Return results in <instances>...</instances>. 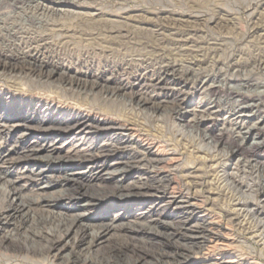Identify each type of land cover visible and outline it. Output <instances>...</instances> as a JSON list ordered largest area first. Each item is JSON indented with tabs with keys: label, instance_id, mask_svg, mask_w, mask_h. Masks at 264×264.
<instances>
[{
	"label": "rangeland",
	"instance_id": "1",
	"mask_svg": "<svg viewBox=\"0 0 264 264\" xmlns=\"http://www.w3.org/2000/svg\"><path fill=\"white\" fill-rule=\"evenodd\" d=\"M55 1L57 0H53V2H51V0H46L45 4H48L50 7L53 6V9L59 10H54V14L52 11L46 14L35 11L33 8L34 2L32 1L25 0L23 4H19L13 9V6L9 5L8 0H0V17L2 16V19H0V37L3 39L7 38L6 32L12 29V25L16 26L15 28L18 31V36L25 35L29 37L34 35V32L57 29L67 24L74 25L80 16L88 13L94 12L93 14L95 15L101 13L112 15L108 12L119 13L125 8L129 14L138 16V18L134 17L130 20L129 22L131 23L138 21L137 19H139L141 15H154L164 11L170 12L173 16H176L180 12H182V14H203L206 22L200 34L206 37V43L208 41L215 42V40L222 41L218 42L219 45L213 43V45L216 46V50L213 52H208L207 48L206 54H203V51L198 52L200 56L197 60L192 62L193 64H189L188 62L189 58L192 57L194 53L192 54L182 49L171 51L174 58L182 60L180 63L181 65L185 67L188 65L190 66L192 70L191 74H194L195 78H193V80L184 81L179 74L169 76L168 82L162 90L151 86L149 82H145L144 85L140 87L142 92L146 93V95H152L153 97L168 101V103H163V109L156 112L154 114L155 117L151 120L146 118V115L150 114L151 109L144 107L137 109L138 107H135L134 110H129L131 106H128V104L124 102L128 94H120L117 96V98H115L117 102L115 103V108L108 114L105 113L102 106L100 107L101 102L97 101L96 98H92L91 96L88 100V104L91 105H86L79 99L82 97L78 96L79 98H77L78 94L69 90L68 87H57L54 86L55 84H53L52 87L48 82L46 84L44 78H37L28 73H0V108L4 105L6 109L9 110V114H22L25 117L28 116L32 122L47 118L43 116L45 115L42 114L44 112H46V115L47 113H54L53 115H55V118L64 119L67 122H74L75 120H80L81 117H86L91 125V129L87 130L90 132L87 136V142L96 145H101L108 137L112 136V132L104 129V127L113 122L125 123L122 122L124 120L123 116H131L130 118L132 119L136 117L134 121H140L144 124L147 123L146 128L148 131H141L135 124L131 125L126 122V131L123 132V134H125L124 139L129 138L135 143L127 148H119L114 154L117 155L115 157H121L128 153H133V151L134 153L135 151H139L140 156L146 159L156 160L154 163L144 166L142 169L150 177L165 176L170 180L162 191L163 193H155L154 195L146 197H136L125 202H114L112 205L106 206V203L110 201L108 199L115 198V191L103 182V178L107 172L104 166L107 162H114L115 160L112 159L114 157L112 152H106L105 157L108 158L107 161L96 156L92 159V163L90 164H72V167L78 168L77 171H81L85 169V166H92L94 162L93 177L84 178L81 179V181L79 180V183L83 184V186L77 184L76 187H80L77 191L83 192V190H87L91 193L92 191L94 193L101 192L100 194L106 197L103 199V202H93L84 211L85 214L92 217L105 214L104 216L106 218L112 217V219L116 220V223L119 222L120 218H122L120 219L122 223L136 220L139 222L142 221L141 223H146L148 218L158 219L159 217L168 224L171 223L172 227H179L180 223L187 218H189L188 220L191 222H194L195 219L204 218L210 223L213 229L219 232L221 240H211V242L207 243L204 241L202 248L195 253H190L187 261L183 264H206V262L215 264L220 261L221 257L222 260L229 261V264H264V258L259 256L258 253V255L244 254L242 256L236 254L239 251L234 250V241H242L244 236L231 229L217 213L215 204L219 201L215 198V191L209 190L206 187L197 193L195 188L194 190L189 186L183 185V177L193 179L196 175L203 174L205 171L209 173L212 169L210 168V164L213 162L215 164L216 162V157L214 158V156L220 155L224 157V154L227 153L224 158L226 160H222L225 163L226 172L238 181L237 185L239 189H241L240 191L254 194L256 200L252 202V207L262 209L263 214L261 216L264 218V207H262V205H264V171L261 170L258 162L259 160H264V69H260L257 63L252 61L255 57H257V59L264 58V15L260 13V4L264 5V0H196L193 5L187 3L188 0L187 2L186 0H67L62 6L54 4L57 3ZM25 14L33 16L34 19L32 21L27 20ZM122 17L123 16L116 15V17L113 18L121 20ZM230 17L234 18L232 19V24H222L224 21L230 19ZM219 18H221V21ZM216 20H219L218 22L222 25L220 28H218V25L214 24ZM5 40L9 41L8 38ZM205 45L206 44L201 43L199 46ZM1 46L2 43L0 41V50L6 49ZM73 46L74 47L70 46L69 48L56 45H54L53 48V46H51L49 52L43 51V57L49 61L59 62L64 66L63 68L68 69L70 74L78 70L80 74L82 71L83 76V73L87 71V67L93 69L96 74L103 72L102 76L109 77V82H107V84L110 86H114L117 82L130 84L133 79L131 76L135 74L137 76L144 75L145 77L151 75L154 78L166 75L160 68L161 64L159 60L155 59L157 53H154V56H145L144 58L136 54H127L124 57L121 56V58L108 54L107 52H105L106 54L99 55L92 53L88 54L81 51L82 47L79 44ZM71 48L72 51L70 50ZM170 49H173V46H170ZM38 53L42 54V51ZM69 53L71 57L65 59L64 55H68ZM199 59L200 61H198ZM233 63L234 65H232ZM142 76H140V78H142ZM87 79H91L90 76L87 77ZM102 79L103 78L100 77L99 81L103 83ZM208 86H218V88H222V90L216 93H210L207 89ZM230 86L235 91V93L231 95L227 93V88ZM137 89L138 87L135 88L132 86V89L126 92H136ZM96 93L97 90H94L93 97L97 96H94ZM174 99L180 101L181 105L178 109L170 110L171 103H173ZM21 100L27 102L28 105L23 104ZM245 103L246 105L253 104L254 108L244 112L240 111V113L237 107L242 104L245 105ZM23 105L25 106L23 107ZM157 118L160 119L157 121ZM19 119H24V117H19ZM194 120L200 121L199 125L196 124L198 126L197 130L189 127L193 124ZM18 121L21 120H17L16 122ZM158 122L160 123L159 126ZM187 122L189 124H185ZM239 124L241 125V133L235 132V135H238L236 137L237 140L233 142L227 141L226 143L212 140V138L218 137L219 133H222L224 136L227 135L228 130L230 131V129L236 128ZM8 127L7 129L4 127L0 129L3 131L2 134L9 131L7 140L3 141L0 132V153H12L14 157L17 156L18 153L21 152V149L27 144L40 143L44 145V147L48 145L49 149H54L55 155L57 153L63 154L69 149L85 148L82 147L85 145H80L81 142L78 141L79 135L75 136V134L80 132L78 128L69 132L66 131L62 137L57 136L59 132L50 135L47 133L41 134V131L36 128L26 131L23 126L14 128ZM250 127L254 128L253 131L257 135L254 136V138L252 137L253 135L243 138V133ZM179 133L183 134L180 135L184 136V139L180 138ZM205 134L206 136H204ZM200 136L204 138L202 142L198 138ZM261 140L263 143L260 146L255 145L251 147L253 141L257 142ZM188 141H191L194 147L206 149V163L201 165V163H199L201 161L197 162L198 160L192 163L189 162L190 159L183 149V144ZM239 142H241L242 147L248 148V151L245 153H242L240 150L238 151L236 145ZM213 146H215V148H213ZM44 153L45 152H41L40 154ZM18 163L20 164L19 166H21L24 162H22V159L18 160V162L14 160L2 166L4 167L3 169L14 170ZM95 163L97 164L95 165ZM40 165L52 166L51 163H47L43 158H39L38 160V166ZM138 172H140L138 167L131 168L125 175L126 178H122L124 183L131 182L132 179L138 176ZM57 179L58 178L53 179L55 181L52 187L50 189H45V192L31 190L29 187L31 182L29 180L26 181L22 179L19 183L24 184L27 182L26 184L28 186L26 185V187L23 188L24 194L35 196L43 193H56L63 186L66 187V185L60 181V178L59 180ZM44 181L43 179L42 181H37V184H44ZM87 183L92 184L94 188L89 189V184ZM62 200L63 201L54 203V205L52 204L48 210H50L51 213L53 212L52 214L54 215L55 213H66L67 215H71L82 210L78 205H71L68 203L69 201L64 198H62ZM65 206L71 208L65 209ZM39 208L40 207L30 206L28 209L29 211L25 209L18 212L17 218L24 220L22 224L18 225V229H16V225L11 222L8 223L6 221L1 224L0 240L4 239L3 237H6L10 233L14 235L16 240H22L25 236H31L33 231H37V233L47 232L48 234H46L49 238H53L55 235L59 234L55 230L56 222H51L49 220L50 214L41 212ZM117 212L121 213L120 215L124 217L116 216L114 218L113 215H116ZM145 215L148 217H145ZM44 219L48 221L42 223L41 221ZM176 234V241L183 243L184 238L178 235L179 232ZM61 237L62 238L57 242V246L60 248L58 254L53 257L51 255L53 253H50L49 256H46V259L44 255L42 256V254L36 251L34 252L32 249H29V251L20 249L18 251L13 246H6V244L3 246L1 245L0 264H72V259L75 260L76 258L78 259H76V264H83L80 262L83 258H86L87 262L91 263H98L99 261L103 264H152L155 263L156 256L159 253L158 245L150 243L148 237L140 238L142 237L141 235H135L132 232L127 233L122 229L109 231L107 234L103 235L101 239L92 243L89 248L85 246V243L89 241L90 236L86 234L84 239L80 241L79 234L75 232V229L70 230ZM73 241L75 242L72 243ZM214 241H216V243ZM29 243V246L39 248L40 246H38V244H46V241L35 236L34 239H29ZM73 244L74 246H72ZM222 244V247H217ZM68 256L70 258L66 261Z\"/></svg>",
	"mask_w": 264,
	"mask_h": 264
},
{
	"label": "bare ground",
	"instance_id": "2",
	"mask_svg": "<svg viewBox=\"0 0 264 264\" xmlns=\"http://www.w3.org/2000/svg\"><path fill=\"white\" fill-rule=\"evenodd\" d=\"M8 1L9 5L13 6L12 8L14 9V7H16L17 5L23 4V1L25 0ZM26 1L34 2L33 8L35 11H40L46 14L52 11V13L54 14V10H59L53 9V6L50 7L48 6V4H45L46 0ZM66 1L67 0H57L55 1L57 3L54 4H56L57 6H62V4ZM195 1L196 0H188L187 2L186 0V2L190 3V5H193ZM51 2H53V0H51ZM260 11V13H263L264 15V5L260 4ZM93 13H88L80 16V18L75 22L74 25H68L66 23V26H60L59 28L56 27L57 29H47L45 31L34 32L35 34L29 37L25 35L18 36V31L15 28L16 26L12 25V29H9L6 32L9 41L5 40L7 38L3 39L0 37V41L3 46L1 47L6 48L5 50H0V73H28L29 75L35 76L37 78H44L46 84L48 82L52 85V87L53 84H55L54 86L57 87H68L69 90L78 94L77 98H79L78 96H81L82 98L79 99H81L84 104L89 106L91 104H88V100L92 96V98H96L97 101L101 102L100 107L102 106L105 113L108 114L115 108V103H117L115 98H117V96H119L120 94H128L124 102L127 103L128 106H131L129 110H134L135 107H138L137 109H139L140 107L151 109L150 114L146 115V118L148 120H151L153 119V117H155L154 114L156 112H159L163 109V103H168V101H165L164 99L158 97H153L152 95H146V93L142 92V89L140 87L144 85L145 82H149L151 83V86L162 90L167 84L169 76L179 74L184 81L193 80V78H195V75L191 74L192 70L190 69V66L188 65L185 67L181 65L180 63L182 60L174 58L171 54V51H174L175 49H182L192 54L194 53L193 56L189 58L188 62L189 64H193L192 62L197 60L200 56L198 52L203 51L202 53L206 54V48L208 52H213L214 50H216V46L213 45V43L219 45L218 42L222 41L215 40V42L208 41L209 43H206V37H203L200 34L204 27V23L206 22L203 14H182V12H180L176 16H173L170 14V12L164 11L158 12L154 15H139L140 18L137 19L138 21H134V23H131L129 21L134 17L138 18V16L129 14V12L125 8L119 13L108 12L112 15L103 13L95 15ZM116 15L123 17L121 18V20H117L113 18L116 17ZM25 16L29 21H32L34 19V17L31 15L25 14ZM1 17L0 19H2ZM219 19L221 21V18ZM232 19L234 18L230 17V19L224 21L222 24H232ZM218 21L216 20L214 24L218 25V28H220L222 25ZM201 43L206 44L207 47L206 45L199 46ZM76 44H79L82 47L81 51H84L88 54L92 53L99 55L106 54L105 52H107L108 54H112L118 57H124L127 54H136L137 56L144 58L145 56H154V53H157L155 55V59L159 60V63L161 64L160 68L166 73V75L158 78H154L153 76L148 75L146 76V79L144 75L137 76L135 74L131 76L133 79L130 84L117 82V84H115L114 86H110L109 84H107V82H109V77L102 76L103 72L96 74L93 69L87 67V71L83 73V76L82 71L80 74V71L78 70H75L73 74H70L68 69L63 68L64 66H62V64H60L59 62L49 61L44 59L43 57V51L49 52L51 46H53V48L54 45L66 46L69 48L70 46L74 47L73 45ZM170 46H173V49H170ZM70 50L72 51V48ZM39 51H42V54H39ZM70 53L68 55H64L65 59L67 57H71ZM198 61H200V59ZM252 61L257 63L260 69H264V58L257 59V57H255ZM232 65H234V63ZM89 76L91 79H87V77ZM140 76H142V78H140ZM100 77L103 78V83L99 81ZM132 86H134L135 88L138 87V89L136 90V92L128 93V90H131ZM208 87L207 89L210 93H216L222 90V88H218V86ZM94 90H97V93L94 94V96L97 95L98 97H93ZM227 93L231 95L234 94L235 91L230 86L227 88ZM21 101L23 104L28 105L27 102H24L23 100ZM180 103V101L174 99L173 103H171L172 105L170 110L178 109L181 105ZM24 106L25 105H23V107ZM252 108H254L253 104L246 105L245 103V105H239V107H237V110L239 112H244L247 110H251ZM8 111L9 110L6 109V106L4 105L0 108V129L3 127L5 128L6 126H9L11 128L23 126L26 131L31 130L32 128H36L37 130L41 131V134L47 133L52 135L55 132H59V135L57 134V136L63 137L66 131L69 132L73 129L78 128L80 132L78 134H75V136L79 135L78 141L81 142L80 145H85L82 146L85 148L69 149L63 154L57 153L55 155L54 149H49L48 145L44 147V145L40 143H35L27 144L15 157L12 153H0V225L7 221L8 223L11 222L15 224L16 229H18V225L24 222V220H20L17 218L18 212L25 209L29 211L28 209L30 208V206H35L40 207L39 209H41V212H47L50 214L49 220L51 222H56L55 230L57 231V233H59L53 238H49L47 232L46 234L33 231V234H31V236H25L22 240L18 239L19 241L16 240L14 235L10 233L6 237H3L4 239L0 240V246H3L5 244L6 246L10 245L18 251L20 249H25L27 251H29V249H32L34 250V252L36 251L42 254V256L44 255L46 259V256H49L50 253H53L51 254L53 257L58 254L60 248H58L57 242L60 240V238H62L61 236L63 234H67L72 229H75V232L79 234L80 241L84 239V236L86 234L90 236L89 241H85V246L87 248H89L90 245L98 239H101V237L107 234L109 231L122 229L127 233L132 232L135 235H141L142 237L140 238L148 237L150 243H152L153 245H158L159 253L156 256L155 263L152 264H183L187 261L190 253H195L202 248L204 241H206L207 243L211 242V240L217 241L220 239L221 235L219 234V232L216 231V229H213L210 223H208L204 218H199L197 220L195 219L194 222L188 220L189 218L184 220L182 219L183 221L182 223H180L179 227H172L171 223L168 224L158 216V219L148 218L146 223H141L142 221L139 222L138 220H136V218V221L125 222V224L120 222V219L122 218H120L119 222L116 223V220L112 219V217L106 218L104 216L105 214H103L102 216L95 215L93 217L87 216L85 214L84 211L93 202H103V199H105L106 197L104 195H101V192L94 193L92 191L91 193L87 190H83V192L77 191V189H79L80 187H76V185L81 184L79 183V180L81 181V179L93 177L92 174L94 170V162L92 166H85V169L81 171H77L78 168L72 167V164H90L92 163V159L96 156H99V158H103V160L107 161L108 158L105 157L106 152H112L114 154V152L119 148H127L135 143L129 138L124 139L125 134H123V132L126 131V122L130 123L131 125L135 124L139 129H141V131H148L146 128L147 123L144 124L140 121H134V119L136 118L135 116L134 119L130 118L131 116L129 117L128 115V117L123 116L124 120L122 122L125 123L113 122L104 127V129L110 130L112 132V136L108 137L105 142L101 143V145H96L87 142V136L90 134V132H88L87 130L91 129V125L86 117H81L80 120H75L74 122H67L64 119L55 118V115H53L54 113H47L46 115V112L43 111L44 113L42 114H45L43 116L47 118L41 121L32 122V120L28 116L25 117L22 114H9ZM19 117H24V119H19ZM159 119L157 118V121ZM17 120L21 121L16 122ZM160 123L158 122V126L160 125ZM185 124L189 123L187 122ZM196 124L199 125L200 121L194 120L193 124L189 127H191V129L195 128V130H197L198 126ZM240 126L241 125L239 124L236 128H232L230 129V131L228 130V134L225 136L222 135V133H219L218 137L212 138V140L215 142L220 141L221 143H226L227 141L233 142L237 140L236 137L238 136L235 135V132L241 133ZM7 127L5 129H7ZM253 130V127L248 128L243 133V138H246L250 135H253L252 137L254 138V136H256L257 134L254 133ZM0 132L2 141L7 140L9 131L3 134V131L0 130ZM180 134L183 135L182 133H179V135ZM181 135L180 138L184 139V136ZM204 136H206V134ZM198 138L201 140V142L204 140L202 136ZM262 143V140L257 142L253 141L251 147H254L255 145L260 146ZM183 145L184 152L187 153V156L190 159L189 162L192 163L193 161L198 160L197 162L201 161L199 162L201 163V165L206 163L205 148L194 147L191 141L185 142ZM213 148H215V146H213ZM236 149L238 151L240 150L242 153L248 151V148L246 149L241 146V142L236 145ZM41 152L45 153L40 154ZM226 154L227 153L224 154V157H221L220 155H213L214 158L216 157V162L215 164L214 162L210 164V168L212 169L209 173H207L206 171L204 173L202 172L203 174L196 175L195 177L193 176V179L181 176L183 177V185L187 187L189 186L193 189L195 188L196 190H194L197 191V193L199 191H202L206 187L209 190L215 191V198L219 201L217 204H215L217 213L223 218L226 224L231 227V229L244 236V239L242 241H234V250L239 251L236 254L242 256L244 254L253 255L258 253L259 256L264 258V218L261 216L263 214V210L252 207V202L256 200L254 194L246 192L244 193L240 191L241 189H239L237 185L238 181L226 172L225 163L223 162L224 160H226L224 159ZM113 156L112 159H115L114 162H107L104 166L106 168L105 171L107 172L105 173L103 182L105 183V185H108L113 191H115V198L108 199L110 200L109 203L111 204L106 203V206L112 205V203L114 202H125L136 197H146L154 195L155 193H163L162 191L166 187L168 181H170L165 176H148L142 168L144 166L150 165L151 163H154L156 160L146 159L145 157L140 156L139 151H135V153L133 151V153H128L121 157H115L117 156L116 154H114ZM39 158L45 159L46 162L51 163L52 166H38ZM20 159H22V162L24 163L21 166H19L21 162L20 164L18 163L16 165V169H3V164L14 160L18 162V160ZM258 162L259 167L264 171V160H259ZM96 164L97 163H95V165ZM136 167L140 169V172H138V176L132 179L131 182L125 184L122 178H126L125 175L127 174V172H129L131 168ZM55 178H58L57 180H59L60 178V181L64 183L66 187L63 186L59 191L57 190L58 192L56 193H43L35 196L30 195L29 193V195H26L23 192V188L27 185V180L31 182L29 186L31 190H40L42 192H45V189H50L52 187L55 181L53 179ZM22 179H25L26 183L20 184L19 182ZM42 179L43 181L45 180L44 184H37V181H42ZM81 186H83V184H81ZM91 188L94 187L92 184H89V189ZM62 198L69 201L68 203H70L71 205H78L79 208H82V210L71 215H67L66 213H55V216L54 214H52L53 212L51 213V211L48 210V208H50L52 204L54 205V203L58 201H63ZM262 207H264V205H262ZM64 208L68 209L71 207L65 206ZM120 214L121 213L117 212L116 215H113V217H124ZM145 217L148 216L145 215ZM46 221L48 220L44 219L41 222L45 223ZM177 232H179L178 235H180L181 238H184L183 243H179L178 241H176L175 236L177 235ZM35 236H38L41 240L44 239L46 241V244H38V246H40L39 248L29 246V239H34ZM216 241L214 242L216 243ZM74 242L75 241H73L72 243ZM72 246H74V244ZM222 246L223 244L217 247ZM69 258L70 257L68 256L66 261L69 260ZM76 259H72L71 263L76 264ZM80 262H82L83 264H103L99 261L98 263L87 262L86 258L81 259ZM206 264L211 263L206 262ZM215 264H229V261L222 260L221 257L220 261Z\"/></svg>",
	"mask_w": 264,
	"mask_h": 264
}]
</instances>
